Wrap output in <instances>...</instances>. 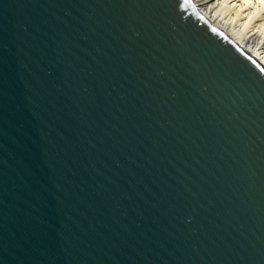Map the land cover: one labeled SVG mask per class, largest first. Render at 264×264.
Instances as JSON below:
<instances>
[{
    "label": "water",
    "instance_id": "obj_1",
    "mask_svg": "<svg viewBox=\"0 0 264 264\" xmlns=\"http://www.w3.org/2000/svg\"><path fill=\"white\" fill-rule=\"evenodd\" d=\"M0 264H264V68L193 0H0Z\"/></svg>",
    "mask_w": 264,
    "mask_h": 264
},
{
    "label": "bare ground",
    "instance_id": "obj_2",
    "mask_svg": "<svg viewBox=\"0 0 264 264\" xmlns=\"http://www.w3.org/2000/svg\"><path fill=\"white\" fill-rule=\"evenodd\" d=\"M197 9L264 68V0H193Z\"/></svg>",
    "mask_w": 264,
    "mask_h": 264
},
{
    "label": "snow or ice",
    "instance_id": "obj_3",
    "mask_svg": "<svg viewBox=\"0 0 264 264\" xmlns=\"http://www.w3.org/2000/svg\"><path fill=\"white\" fill-rule=\"evenodd\" d=\"M184 3L187 4L189 3V0H184ZM184 5H181V7H183Z\"/></svg>",
    "mask_w": 264,
    "mask_h": 264
}]
</instances>
